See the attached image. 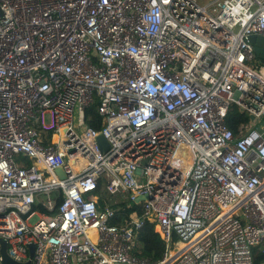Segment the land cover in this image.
I'll use <instances>...</instances> for the list:
<instances>
[{
  "label": "built area",
  "instance_id": "2783aa9c",
  "mask_svg": "<svg viewBox=\"0 0 264 264\" xmlns=\"http://www.w3.org/2000/svg\"><path fill=\"white\" fill-rule=\"evenodd\" d=\"M0 10V249L12 262L264 264V66L247 40L264 36V0ZM96 101L99 131L84 117ZM232 109L254 117L236 136ZM99 180L106 196H149L141 213L111 224L120 210L98 209ZM148 219L164 244L155 263L134 254Z\"/></svg>",
  "mask_w": 264,
  "mask_h": 264
},
{
  "label": "trees",
  "instance_id": "16d2710c",
  "mask_svg": "<svg viewBox=\"0 0 264 264\" xmlns=\"http://www.w3.org/2000/svg\"><path fill=\"white\" fill-rule=\"evenodd\" d=\"M97 101L89 106L84 112L85 124L95 130H101L103 123L102 118L97 112ZM249 122V117L245 113H240L236 109L230 110L226 124L232 131L233 135H237V128L240 124H246ZM104 181L99 180L97 189L94 194L98 197L97 207L99 210L103 209V200L106 195L104 193ZM60 202V199L57 201ZM112 208L119 209L120 211L111 220V224L123 225L131 219L133 214L139 215L142 211V203H135L132 201L124 200L122 202L113 204ZM43 211V210H42ZM45 214L47 212L43 211ZM164 253V244L161 241L159 235L154 231V220H146L144 225L137 231L135 236L134 254L139 258L147 259L150 262H158L161 260ZM260 258L255 259V264H258Z\"/></svg>",
  "mask_w": 264,
  "mask_h": 264
},
{
  "label": "water",
  "instance_id": "95a60500",
  "mask_svg": "<svg viewBox=\"0 0 264 264\" xmlns=\"http://www.w3.org/2000/svg\"><path fill=\"white\" fill-rule=\"evenodd\" d=\"M2 15V12L0 10V16ZM247 40L248 42L252 45L253 47V52L254 54L258 57V60L260 62L261 65L264 66V36H260V35H249L247 37ZM249 120L250 121H253L254 120V117L253 116H250L249 117ZM261 127L264 129V121L261 122ZM96 143H97V146L100 150V153H105L108 149H109V145L107 143V141L105 140V138L103 137V135H98L95 139ZM71 152V151H70ZM56 173L60 176V177H64L63 176V173L61 171H56ZM149 196H141V197H138L136 200H135V203H141L145 200L148 199ZM5 243L2 242L1 243V249H0V254H1V257H2V263L3 264H16L14 262H12L6 255L5 253ZM29 255L30 257H32L33 255V246H29ZM28 264V263H26Z\"/></svg>",
  "mask_w": 264,
  "mask_h": 264
},
{
  "label": "rangeland",
  "instance_id": "374dc122",
  "mask_svg": "<svg viewBox=\"0 0 264 264\" xmlns=\"http://www.w3.org/2000/svg\"><path fill=\"white\" fill-rule=\"evenodd\" d=\"M207 1L209 0H198V2L200 4H204L206 3ZM108 197V200L111 199V204H117L119 202H122L124 200H127L128 201V194L124 193V194H117L116 196H107Z\"/></svg>",
  "mask_w": 264,
  "mask_h": 264
},
{
  "label": "crops",
  "instance_id": "0c3cea01",
  "mask_svg": "<svg viewBox=\"0 0 264 264\" xmlns=\"http://www.w3.org/2000/svg\"><path fill=\"white\" fill-rule=\"evenodd\" d=\"M105 202H106V206H109V207H111L113 204H111V199L110 200H108V197L106 196V198H105ZM103 207H104V204H103ZM112 208V207H111Z\"/></svg>",
  "mask_w": 264,
  "mask_h": 264
},
{
  "label": "bare ground",
  "instance_id": "6f19581e",
  "mask_svg": "<svg viewBox=\"0 0 264 264\" xmlns=\"http://www.w3.org/2000/svg\"><path fill=\"white\" fill-rule=\"evenodd\" d=\"M53 140L55 141V137L53 138ZM70 163H71V164H74L72 160H71V162H70ZM80 164H82V163H80ZM123 167H124V165H123V164L119 166V168H120V169H122Z\"/></svg>",
  "mask_w": 264,
  "mask_h": 264
}]
</instances>
